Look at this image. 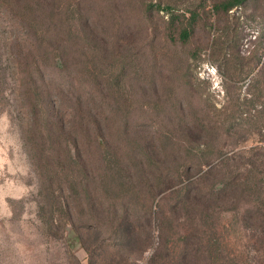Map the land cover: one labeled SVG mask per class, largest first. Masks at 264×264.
<instances>
[{"label": "rangeland", "instance_id": "rangeland-1", "mask_svg": "<svg viewBox=\"0 0 264 264\" xmlns=\"http://www.w3.org/2000/svg\"><path fill=\"white\" fill-rule=\"evenodd\" d=\"M217 1L147 0L146 12L129 0L92 1L106 15L94 61L100 77L92 84L84 56L82 87L100 93V126L120 153L125 128L169 158L124 205L118 191L106 197L91 166L74 206L62 190L69 140L61 138L46 147L54 161L45 213L26 143L30 102L54 93L60 76L67 86L78 64L61 70L50 50L42 56L0 0V264H264V0L227 14L214 11ZM192 2L198 12L189 38L180 37L181 18L168 40L161 8L184 14ZM108 106L125 117H108ZM81 138L94 163L96 136ZM117 216L127 224L112 225Z\"/></svg>", "mask_w": 264, "mask_h": 264}, {"label": "trees", "instance_id": "trees-1", "mask_svg": "<svg viewBox=\"0 0 264 264\" xmlns=\"http://www.w3.org/2000/svg\"><path fill=\"white\" fill-rule=\"evenodd\" d=\"M92 1L2 0L3 5L10 11L13 18L19 20L22 26H26L29 33L38 41L42 47V56L45 55V51L47 56V51L50 50L49 55L53 54V61L61 70H66L72 59L76 60L78 64L77 76L68 82L67 86L62 83L64 76H60L62 82L60 80V84L55 85L54 93L47 94L43 100L37 98V101L30 102L32 107L29 123L33 129H29L27 132L26 143L33 159V165L41 173L40 192L44 201V207H41V210L45 213H48L47 208L50 206L51 187L49 184L53 178L51 162L54 161V152L50 151V147L61 138L69 140L62 163L69 167L70 173L65 175L67 187L63 186L62 190L68 194L74 206L78 205V189L84 187L91 166L95 165L99 168V183L102 184L106 197L111 198L113 193L118 191L124 196L123 203H121L124 205L126 195L132 191L138 193V188L143 187L148 180L153 178L154 172L151 171H156L162 163H166L164 157L169 158V155L158 156L149 152L147 146L131 139L128 136V130L125 128L118 131L119 135L128 137L126 151L120 153L112 146L110 139L112 132H107V129L100 126V93L98 89L89 92L82 87L85 67L83 71L81 60L83 61L84 56L91 58V65L86 68L89 71L88 75L91 77L92 84L97 85L100 77L94 61L101 57L99 30L102 31L106 15L105 12L100 13L93 9L94 7H91ZM129 1L139 4L142 8L145 7L144 12L148 11L147 0ZM246 1L218 0L214 5V11L218 14H227L242 6ZM159 7L161 8L160 4ZM161 9L169 13L166 21L168 24L166 27L167 39L174 42L175 33H178L177 23L183 18L186 22V28L181 31L180 37L183 41H187L190 35L189 29L193 28L198 12H193V2L191 8L184 14H176L170 5ZM40 78L42 79V76ZM37 80L40 82L39 79ZM38 82L35 81L36 84ZM40 87L37 84L34 90L39 91ZM106 111L108 117H114L116 112H120V117L123 119L126 110L117 111L108 106ZM83 133L96 136L98 159L94 163L89 160L90 157L84 152V141L81 138ZM168 140L171 142L172 139H164V144ZM48 144L49 150L46 149ZM62 154L61 152L60 155ZM60 159L59 156V161ZM62 163L60 162V164ZM60 164L59 170L65 171L63 165L60 166ZM115 199H119V197L115 196ZM67 203L69 204V202ZM127 206H122V208ZM72 215L70 214V216ZM118 217L112 220V225L114 224L118 228L121 224H127L125 217Z\"/></svg>", "mask_w": 264, "mask_h": 264}]
</instances>
